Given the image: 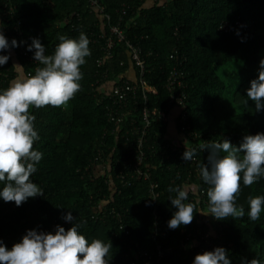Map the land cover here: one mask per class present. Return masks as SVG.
<instances>
[{
    "label": "trees",
    "instance_id": "obj_1",
    "mask_svg": "<svg viewBox=\"0 0 264 264\" xmlns=\"http://www.w3.org/2000/svg\"><path fill=\"white\" fill-rule=\"evenodd\" d=\"M1 1L0 31L11 45L14 37L3 28L11 29L19 21L22 35L16 41L23 40L24 49L0 52L10 56L0 66V91L14 79L34 75L41 66L33 59L35 50H28L34 38L50 55L60 36L78 39L83 32L91 54L81 66V89L67 105L30 109L39 136L33 148L43 154L31 179L43 196L29 198L21 206L0 198V241L11 249L27 230L55 234L57 225L67 230L72 224L62 217L71 211L78 231L89 242H111L110 264L130 260L140 264L143 251L151 254L147 264H193L198 245L189 239L181 246V239L199 224L209 227V241L214 244L209 251L223 247L231 264H247L254 258L264 264V210L256 221L247 215L249 197L264 196V177L251 186L241 181L236 203L244 207V217L217 220L200 213L208 212L209 185L196 175L207 163L206 145L227 139L239 147L245 135L264 133V109L256 111L247 98L264 60V0H98L103 12L92 9L87 0H9L13 10L7 17L2 16ZM236 20L240 25L233 30L220 29L222 23ZM111 25L123 30L124 41H115L105 55ZM125 41L141 48L146 62L143 77L156 93L145 91L144 98L138 92L137 102L129 104L115 127L107 116L111 104L107 92L115 84H138L139 79ZM172 66L184 74L188 135L184 132L182 139L175 119L178 109L170 107V121H152L145 136L142 168L148 169L149 179L123 172L122 178L120 172L134 155L131 132L142 125V107H166ZM178 139L180 152L172 149ZM185 147L196 151L195 161L183 160ZM125 178L130 185L123 183ZM151 182L159 192L156 205L149 197ZM185 185L189 189L185 202L198 201L197 213L191 224L170 229L168 221L177 209L169 199L175 193L168 188ZM3 186L0 182V190ZM125 229L129 233L123 237Z\"/></svg>",
    "mask_w": 264,
    "mask_h": 264
},
{
    "label": "clouds",
    "instance_id": "obj_2",
    "mask_svg": "<svg viewBox=\"0 0 264 264\" xmlns=\"http://www.w3.org/2000/svg\"><path fill=\"white\" fill-rule=\"evenodd\" d=\"M59 41L53 54L49 55L40 39L34 38L28 50H35L33 59L41 66L35 69L34 75L14 79L8 88L0 91V182L4 185L0 198L17 206L29 198L43 196V190L31 179L43 154L33 148L39 136L30 109L67 105L81 89V66L91 54L90 40L83 32L78 39L60 36ZM17 46L15 39L10 45L0 31V52ZM9 58V55H0V66ZM260 64L258 79L252 80L247 89V98L254 102L256 111L264 109V60ZM205 147L208 150L207 163L201 165L200 176L209 185L206 193L208 212L200 213L217 220L244 217L245 209L237 206L236 201L241 181L244 186H251L264 177V133L245 135L239 147L227 139ZM221 152L225 155L220 156ZM195 155L194 149L185 147L182 158L190 161ZM168 192L175 193L169 199L177 209L168 221V227L177 229L191 224L198 201L185 202L188 200V186H169ZM248 203V217L252 221L258 220L264 210V196L249 197ZM62 218L72 227L65 230L57 225L55 234L27 230L11 249L0 241V264H110L111 242L105 243L101 239L89 242L78 231L80 225L74 224L71 211ZM193 264H231V261L227 250L217 247L195 255ZM247 264H260V261L254 258Z\"/></svg>",
    "mask_w": 264,
    "mask_h": 264
},
{
    "label": "built area",
    "instance_id": "obj_3",
    "mask_svg": "<svg viewBox=\"0 0 264 264\" xmlns=\"http://www.w3.org/2000/svg\"><path fill=\"white\" fill-rule=\"evenodd\" d=\"M89 6L92 9L98 10L99 12H103V6L99 3L98 0H87ZM1 7H2V16L7 17V14L10 13L11 10H13V7L9 4V0H3L1 1ZM108 17L107 15H105ZM240 25V21L236 20L234 23L224 22L221 24L220 29L223 31H229L233 30L234 26ZM5 33H10L13 35V39H18L22 35V30L19 27V21L15 22V25L12 26L10 29L9 27L5 26L3 28ZM12 39V40H13ZM121 42L124 41V33L123 30L118 25H111L109 27L108 36L105 38V45L103 46V50L105 52V55H108L109 49L112 47L114 42ZM19 49L23 51L24 49V42L23 40H20L18 43ZM125 44L128 47L129 51V57L130 61L133 63V65L137 68L139 73V79L138 84H133L129 81H123L122 83L115 84L111 86L110 90L107 92L108 99H110L111 104L107 108V116L109 121L114 123L115 127H118L119 124L123 121L125 116V109H128L129 104L135 105L138 99V92L142 93V96L145 98V91H150L152 93H156V89L152 86H149L146 81L144 80V72L146 71V62L145 58L143 57V53L141 48L138 45H133L129 43V41H125ZM174 54L170 55V58H172ZM97 64H100V60H97ZM184 74L181 69L177 68L176 66H172L171 69L168 72V77L166 81V89L168 91V98L166 107L163 110L159 109H149L146 105L142 107L141 110V126H134L132 129L131 134L134 136L132 141V146L135 147L134 155L131 157L129 161H127L124 165L123 170L120 172L121 177L123 178V173H125V176L128 175V177L133 176H139L143 179H149V172L148 169H143V161L145 160V153L143 150L144 142H145V136L148 132V127H150V124L152 121L155 120H161L165 123L170 121V114L169 109L172 106H176L178 109L177 114L175 116V119H177V123L179 125V132L182 136V139L184 138V132L187 133V129L189 128V125L187 123V113L185 110V99H186V93H185V87L186 83L183 80ZM130 101H132L130 103ZM173 109V108H172ZM171 109V111H172ZM190 134V133H189ZM128 139V137L126 138ZM177 142H179V139L176 140L172 146L173 150H178L180 152V149L177 145ZM165 145H162L163 148ZM192 161H195V156L192 159ZM125 171V172H124ZM196 175L200 176V170H196ZM124 184L130 185V181L128 179H124ZM156 184L154 182H151L149 185V197L156 205V200L159 196V192L155 191ZM152 214L154 217V223L158 220V210L156 206L152 209ZM208 223H209V216ZM119 228H124L123 226H120ZM128 230L125 229L123 232V237L128 235ZM113 235H117L116 232L112 233ZM209 227H203L202 224H199L195 229L192 231L185 232L183 234V238L181 239V246H184V242L189 239H193L194 243L197 246V249L195 250L196 255L202 254L205 251H209V247L213 248L214 244L209 241ZM198 239L202 241V244L198 242ZM158 250V256L161 255V251L159 249V246H157ZM213 251V250H212ZM139 256L142 258L140 264H147V261L145 259H150L151 254H149L147 251L139 252ZM128 264H136L134 260H130Z\"/></svg>",
    "mask_w": 264,
    "mask_h": 264
},
{
    "label": "rangeland",
    "instance_id": "obj_4",
    "mask_svg": "<svg viewBox=\"0 0 264 264\" xmlns=\"http://www.w3.org/2000/svg\"><path fill=\"white\" fill-rule=\"evenodd\" d=\"M19 72V71H18ZM220 73V72H219ZM19 74H20V72H19Z\"/></svg>",
    "mask_w": 264,
    "mask_h": 264
}]
</instances>
